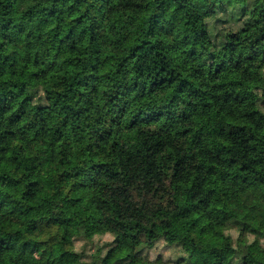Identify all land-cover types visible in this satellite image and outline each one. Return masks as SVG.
Listing matches in <instances>:
<instances>
[{"label": "trees", "instance_id": "obj_1", "mask_svg": "<svg viewBox=\"0 0 264 264\" xmlns=\"http://www.w3.org/2000/svg\"><path fill=\"white\" fill-rule=\"evenodd\" d=\"M0 264H264V0H0Z\"/></svg>", "mask_w": 264, "mask_h": 264}, {"label": "rangeland", "instance_id": "obj_2", "mask_svg": "<svg viewBox=\"0 0 264 264\" xmlns=\"http://www.w3.org/2000/svg\"><path fill=\"white\" fill-rule=\"evenodd\" d=\"M196 161L205 176L208 209L216 213L221 198L239 189V181L244 172H239L232 160L213 150L210 145H201Z\"/></svg>", "mask_w": 264, "mask_h": 264}]
</instances>
